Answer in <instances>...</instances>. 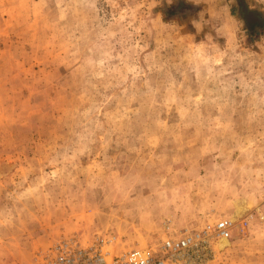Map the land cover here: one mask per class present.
<instances>
[{"label": "rangeland", "instance_id": "obj_1", "mask_svg": "<svg viewBox=\"0 0 264 264\" xmlns=\"http://www.w3.org/2000/svg\"><path fill=\"white\" fill-rule=\"evenodd\" d=\"M184 1L0 0V264L220 217L186 264H264V0Z\"/></svg>", "mask_w": 264, "mask_h": 264}, {"label": "built area", "instance_id": "obj_2", "mask_svg": "<svg viewBox=\"0 0 264 264\" xmlns=\"http://www.w3.org/2000/svg\"><path fill=\"white\" fill-rule=\"evenodd\" d=\"M233 222L220 217L207 222L200 230H184L178 236H167L157 249L131 248L119 252L107 249L111 239L100 237L82 243L78 237L59 239L36 255V264H186L187 251L205 247L210 239L228 238Z\"/></svg>", "mask_w": 264, "mask_h": 264}, {"label": "trees", "instance_id": "obj_3", "mask_svg": "<svg viewBox=\"0 0 264 264\" xmlns=\"http://www.w3.org/2000/svg\"><path fill=\"white\" fill-rule=\"evenodd\" d=\"M193 8H195V5L187 3L184 0H174L171 4H165L162 14L164 16H169L177 13L189 12Z\"/></svg>", "mask_w": 264, "mask_h": 264}, {"label": "bare ground", "instance_id": "obj_4", "mask_svg": "<svg viewBox=\"0 0 264 264\" xmlns=\"http://www.w3.org/2000/svg\"><path fill=\"white\" fill-rule=\"evenodd\" d=\"M246 211V207L243 206L242 204L235 202L234 203V207H233V211L231 214V218L236 221L238 220ZM228 244V239L226 238H218V242L217 245L219 248H223L224 246H226Z\"/></svg>", "mask_w": 264, "mask_h": 264}]
</instances>
